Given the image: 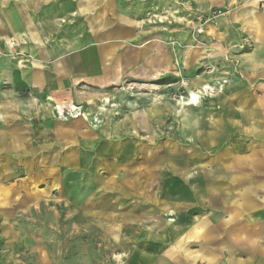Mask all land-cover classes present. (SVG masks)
Returning <instances> with one entry per match:
<instances>
[{
	"label": "rangeland",
	"instance_id": "rangeland-1",
	"mask_svg": "<svg viewBox=\"0 0 264 264\" xmlns=\"http://www.w3.org/2000/svg\"><path fill=\"white\" fill-rule=\"evenodd\" d=\"M44 1L33 24L37 38L44 33L49 39L60 38L63 49L73 46L77 33L84 41L90 39L89 14L70 12L75 0ZM105 1L95 0L101 33L108 26L101 9L107 7ZM114 2L117 19L133 18L137 39H159L171 57L174 54L173 68L157 83L116 78L106 87L112 97L91 113L89 120L99 125L127 109H147V124L123 135L138 147L113 189L119 201L109 212L117 220L106 232L95 225V210L84 206L95 175L90 154L81 168L56 173L51 192H22L19 202L14 201L11 181L23 182V177L12 179L5 170L0 177V264H205L210 257L218 261L226 247L225 237L220 238V220L226 214L221 215L219 200L205 203L204 184L226 188L237 174L251 181V167H264V89H232L244 85L245 70L255 69L253 40L241 28L238 5L213 14L233 1ZM14 3L24 9L25 18L29 16L28 0H0V17L7 11L10 15L5 14L9 20L0 31L10 34L14 43L1 45L0 55L23 66L29 61L27 47L17 46L16 39H26L28 19L25 26L16 20L12 25ZM72 105L76 104L57 102L52 108L59 119L88 115L81 105H76L80 114H67ZM232 189H226L229 203L235 202ZM232 212L228 207V225L234 223Z\"/></svg>",
	"mask_w": 264,
	"mask_h": 264
},
{
	"label": "crops",
	"instance_id": "crops-1",
	"mask_svg": "<svg viewBox=\"0 0 264 264\" xmlns=\"http://www.w3.org/2000/svg\"><path fill=\"white\" fill-rule=\"evenodd\" d=\"M231 1L220 9L238 5L243 15L241 28L252 38L255 51L251 55L255 69L245 70L241 75L244 85L232 89H264V0ZM28 4V18L18 4L10 13L12 25L16 20L18 25L25 26L28 19L27 37L16 39V45L27 47L29 61L20 66L17 60L0 55V177L5 170L12 179L23 177V182L11 181L12 192L16 191L14 201L19 202L22 192L29 196L34 192H51L56 173L81 168L90 154L95 175L93 192L84 206L95 210V225L109 232L117 220L109 208L119 201L114 198L113 189L138 147L136 141L123 135H132L147 124V109L130 108L99 125L89 120L91 113L95 114L103 105L104 98L112 97L113 92L106 87L115 84L116 78L157 83L165 70L173 68L174 54L171 57L159 39H137L133 18H116L114 0L105 1L107 7L101 8L108 23L102 33L95 22V0L73 2L71 13L89 14L86 24L90 39L84 41L77 33L70 49H63L60 38L49 39L46 33L36 37L33 24L36 26V12L42 4L41 0L38 3L28 0ZM5 14L10 16L8 11L2 13L0 28L9 20ZM133 40L138 43H132ZM13 44L10 34L0 31V46ZM57 47L59 50L55 52L53 49ZM57 102L81 105L88 115L59 119L52 108V103ZM251 171V181L237 174L234 183L226 188L222 185L216 188L212 182L204 184L205 203L211 205L219 200L220 213L226 214L220 220V238L225 237L226 247L221 248L218 261H210V257L205 264H264V167L257 169L253 165ZM227 187H235L234 203H229ZM228 207H232L235 215L231 225L227 224ZM137 219L142 220L140 215Z\"/></svg>",
	"mask_w": 264,
	"mask_h": 264
},
{
	"label": "built area",
	"instance_id": "built-area-1",
	"mask_svg": "<svg viewBox=\"0 0 264 264\" xmlns=\"http://www.w3.org/2000/svg\"><path fill=\"white\" fill-rule=\"evenodd\" d=\"M263 6H264V4H263ZM220 12H222L221 9H216V10L213 11V14L220 13ZM79 110H80V107L79 106L72 105L71 107H69V108L66 109V112L69 115H72L73 113L80 114V111ZM94 120H95V118H94Z\"/></svg>",
	"mask_w": 264,
	"mask_h": 264
},
{
	"label": "bare ground",
	"instance_id": "bare-ground-1",
	"mask_svg": "<svg viewBox=\"0 0 264 264\" xmlns=\"http://www.w3.org/2000/svg\"><path fill=\"white\" fill-rule=\"evenodd\" d=\"M194 95H195V94H194ZM194 95H193V96H194Z\"/></svg>",
	"mask_w": 264,
	"mask_h": 264
}]
</instances>
